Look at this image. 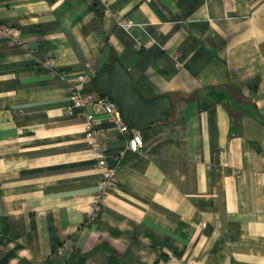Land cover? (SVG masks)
Instances as JSON below:
<instances>
[{"label":"crops","instance_id":"0c3cea01","mask_svg":"<svg viewBox=\"0 0 264 264\" xmlns=\"http://www.w3.org/2000/svg\"><path fill=\"white\" fill-rule=\"evenodd\" d=\"M114 59L173 105L137 151L70 100ZM0 264H264V0H0Z\"/></svg>","mask_w":264,"mask_h":264},{"label":"built area","instance_id":"2783aa9c","mask_svg":"<svg viewBox=\"0 0 264 264\" xmlns=\"http://www.w3.org/2000/svg\"><path fill=\"white\" fill-rule=\"evenodd\" d=\"M2 31L12 43L21 44L23 41L22 33L17 27L5 26ZM91 77L92 74L86 73L69 80L71 84L69 87L70 100L73 106L93 107L96 111L106 114L109 118L119 120L117 106L108 98V96L104 94L94 95L84 91V87ZM96 129L94 114H88L85 123L86 137L95 146L94 148L98 155V165L104 168L102 179L99 182L97 201L89 213L90 218L93 219L99 216L101 211L100 204L104 202V196H106L107 192L115 188L117 175L116 169L110 167L107 163L105 156L106 146L96 137ZM121 131L130 135L128 140V148L130 150L137 151L142 146L143 140L136 128H132L128 124H125L122 125Z\"/></svg>","mask_w":264,"mask_h":264},{"label":"water","instance_id":"95a60500","mask_svg":"<svg viewBox=\"0 0 264 264\" xmlns=\"http://www.w3.org/2000/svg\"><path fill=\"white\" fill-rule=\"evenodd\" d=\"M91 81L96 92L108 96L116 104L118 118L136 129L166 120L173 108L168 95L146 99L134 85L128 68L117 59L97 72Z\"/></svg>","mask_w":264,"mask_h":264},{"label":"trees","instance_id":"16d2710c","mask_svg":"<svg viewBox=\"0 0 264 264\" xmlns=\"http://www.w3.org/2000/svg\"><path fill=\"white\" fill-rule=\"evenodd\" d=\"M15 27V26H14ZM220 97V96H219ZM166 122V120H164V121H159V122H156V123H153V124H161V123H165ZM152 124V125H153ZM150 126V125H149ZM131 127V126H130ZM133 128V127H132Z\"/></svg>","mask_w":264,"mask_h":264},{"label":"rangeland","instance_id":"374dc122","mask_svg":"<svg viewBox=\"0 0 264 264\" xmlns=\"http://www.w3.org/2000/svg\"><path fill=\"white\" fill-rule=\"evenodd\" d=\"M169 121H171V119H168ZM167 121V120H166Z\"/></svg>","mask_w":264,"mask_h":264},{"label":"clouds","instance_id":"9594fccd","mask_svg":"<svg viewBox=\"0 0 264 264\" xmlns=\"http://www.w3.org/2000/svg\"><path fill=\"white\" fill-rule=\"evenodd\" d=\"M100 94V93H99Z\"/></svg>","mask_w":264,"mask_h":264}]
</instances>
